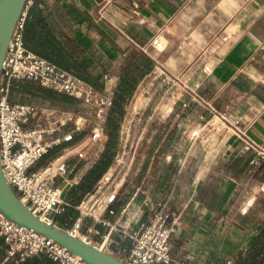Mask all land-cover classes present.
I'll return each instance as SVG.
<instances>
[{"label": "crops", "instance_id": "obj_1", "mask_svg": "<svg viewBox=\"0 0 264 264\" xmlns=\"http://www.w3.org/2000/svg\"><path fill=\"white\" fill-rule=\"evenodd\" d=\"M27 32L26 49L30 52L43 58L38 54L43 47L58 44L79 67L80 75L94 83L96 92L112 78L114 100L123 99L117 124L127 126L125 140L132 147L126 171L116 178L117 194L111 205L115 215L107 217L119 222L120 232L133 229L137 209V221L144 222L161 202L178 218L169 241L173 260L264 264V220L260 214L258 220L228 224L220 216L222 208L215 205L222 196L246 189L258 193L264 187V0H35ZM126 68H134V73ZM17 84L35 83L13 82L11 88ZM35 85L33 96L24 94L10 102L37 107L43 127L63 121L62 134L75 124L82 129L72 141L40 158L31 172L64 148L79 149L87 134L82 132L90 128L83 115L71 112L83 104ZM207 106L241 123L263 158L256 159L255 150L244 152L234 134L207 130L199 119L208 118ZM114 110L113 106L108 120H113ZM121 140H117L116 151ZM92 147L83 150L81 159L69 158L67 184L59 178L53 182L68 204L81 172L90 168V161L85 164L84 160L96 157ZM76 166L80 172L73 176ZM137 186L136 205L120 216ZM76 218L77 213L72 222ZM72 222L64 229L65 223L54 224L67 231ZM222 227L229 230L225 242H232V247L220 254L218 261L209 243L218 238L221 244L224 235L210 233ZM111 238L107 253L119 258L118 250L128 248V241L120 234ZM99 242L97 236L88 240L93 246Z\"/></svg>", "mask_w": 264, "mask_h": 264}, {"label": "built area", "instance_id": "obj_2", "mask_svg": "<svg viewBox=\"0 0 264 264\" xmlns=\"http://www.w3.org/2000/svg\"><path fill=\"white\" fill-rule=\"evenodd\" d=\"M33 0H25L12 32L4 57L0 65V171L6 185L17 200L35 217L54 225V216L61 215L69 207L61 197V190L53 185L55 179L64 180L70 157L83 158V150L96 146V153L102 150L106 138V120L112 107L114 90L112 78L107 86L96 92L91 86L28 51L23 43L22 33L26 13ZM157 48L160 47L156 43ZM32 82L57 94H64L83 105H93L90 128L81 140L79 149L64 148L39 170L29 172L40 158L48 154L61 143L72 141L73 135L81 131L82 126L75 124L71 131L61 133L63 121H57L53 127L40 125L41 111L30 104L8 101L13 82ZM185 107V105H182ZM208 118L200 117L203 126L213 132L224 130L237 136L244 152L255 150L257 158H263L262 152L245 135L244 126L230 120L224 112L207 106ZM132 143L125 139L116 151L110 166L94 184L92 191L86 194L73 209L77 218L66 231L70 235L88 243L91 236L100 238L97 246L107 253L113 244L111 236L120 234L128 241V248H120L117 258L124 264H193L177 262L169 253V241L174 233L178 218L168 207L157 202L148 218L138 222V211L132 217L133 229L119 231V222H110L107 217L115 215L111 205L116 199L118 185H113L121 170L128 165ZM251 160L249 164H254ZM264 192V187L259 188ZM140 187H135L119 214H127L136 205ZM145 202V201H144ZM264 220V204L260 211ZM89 220V224L84 221ZM97 226L105 228L101 233ZM0 239L4 256L0 264L12 260L15 264L23 260L43 255L54 264H87L65 248L30 229L18 226L0 213ZM89 244V243H88ZM93 246V245H92Z\"/></svg>", "mask_w": 264, "mask_h": 264}, {"label": "water", "instance_id": "obj_3", "mask_svg": "<svg viewBox=\"0 0 264 264\" xmlns=\"http://www.w3.org/2000/svg\"><path fill=\"white\" fill-rule=\"evenodd\" d=\"M25 0H0V65L14 23ZM0 213L18 226L50 239L87 264H124L112 255L35 217L15 197L0 171Z\"/></svg>", "mask_w": 264, "mask_h": 264}, {"label": "rangeland", "instance_id": "obj_4", "mask_svg": "<svg viewBox=\"0 0 264 264\" xmlns=\"http://www.w3.org/2000/svg\"><path fill=\"white\" fill-rule=\"evenodd\" d=\"M155 69L157 70V65L155 64ZM32 86H36L35 84H33ZM19 97L21 98L22 96L19 94H15V92H13L12 88L10 89V93L8 96V101H14L17 100V98L19 99ZM35 102H38V100H34ZM40 103V102H39ZM74 107V106H73ZM71 106V108H73ZM73 114L74 113H80V115H83V118L85 119V126H87L88 128L90 127L91 124V120H92V114H93V106L92 105H87V106H83L80 105L76 108H74V110L71 111ZM72 114V118L71 121L74 120V115ZM115 119V121H118L117 117H113ZM120 122V121H119ZM126 125L124 123H122L120 126H118V134H117V140L119 137H121V139H125L126 138ZM106 142V139L103 141L102 143V150L100 152L96 153V157H94L92 160L90 159H86L84 160V163H88L90 161V168L86 169L85 171L81 172L80 175V180L77 184V186H75V191H72L73 194L68 197L71 199V201H69V207L67 208V210H65L61 215L54 217L56 221H59L61 223H65V226H61L62 229L67 228V225L72 222V220L76 217L75 215V210L73 209V207L76 205V202L85 195V193H89L92 191V186L89 187L88 184L86 183V177L88 175L89 170L92 168V166L94 164L97 163V161L100 159L101 156H103L104 154L101 153L103 151V147L104 144ZM92 148L96 149V146H93ZM116 151V149H115ZM115 155L114 153H111V157H110V164L112 162V159ZM110 166V165H109ZM108 169V168H107ZM106 169V171H107ZM124 171H126V167H124L121 172L120 175L122 173H124ZM29 172H31V170H29ZM80 172V168L76 166V168L71 172V174L73 176H76L78 173ZM102 175V174H101ZM117 179L113 180V185L116 183ZM185 181L184 179H181L180 182ZM84 185V186H88V188L84 189V191H79L78 187H80V185ZM80 193V194H78ZM120 195H124V192L120 191ZM68 198L66 200H68ZM264 204V192L260 193H253L252 191H250L249 189H246L244 192L243 191H236L235 193H231L228 196H222V199L219 200L215 205L219 206L221 209V217L223 218L224 221H226L228 224H237V223H244V222H249L252 220H258L259 214H260V210L262 208ZM74 216V218H73ZM54 220V219H53ZM59 222H57V224H60ZM61 229V228H60ZM229 230H226L225 227L222 228H217V230H215L214 232H211L210 234H212V236L214 235H224V238L220 244L219 240H217L218 238H215L214 242H210L209 243V247H211V252L212 253H216L215 257L219 256L217 259L218 261L220 259H222L221 255L222 254H226L227 250H229L232 247V242H225L226 237L228 236ZM209 234V235H210ZM229 239V237H228ZM230 241V239H229ZM222 246V248H221ZM221 254V255H220ZM234 262V261H233Z\"/></svg>", "mask_w": 264, "mask_h": 264}, {"label": "trees", "instance_id": "obj_5", "mask_svg": "<svg viewBox=\"0 0 264 264\" xmlns=\"http://www.w3.org/2000/svg\"><path fill=\"white\" fill-rule=\"evenodd\" d=\"M34 1L32 2V4L29 6L27 13H26V18L23 24V33H22V38H23V43L24 46L26 48V40H27V36H28V32H27V21H28V17L30 14V10L32 5L34 4ZM28 50V48H27ZM29 51V50H28ZM39 55L43 56L44 60H46L47 62L53 64L55 67L68 72L69 74L73 75L74 77L78 78L80 81H82L83 83L91 86L94 89V83L88 81L86 78L82 77V75H80L79 73V67L72 62L66 52L63 50V48H61L58 44H55L54 46H45L43 47V50L41 52H38ZM128 69V68H126ZM129 73H134V68H129ZM33 87L29 84H25V85H15L13 86L12 90L13 92H15V94L17 95H29V96H33L34 94L31 92ZM23 89V90H22ZM121 92L125 91V85L123 86V88L120 89ZM37 93H39V91H37ZM115 92L113 94V99H112V107L114 106V113L115 116L114 117H119L122 113L121 111V103L123 102V99L120 97L115 98ZM115 103V105H114ZM111 110V109H110ZM106 142L104 144L103 147V151L101 153H105L103 156L100 157V159L97 161L96 164H94L92 166V168L89 170L88 175L86 177L87 180V184L89 187L94 186V184L96 183V181L99 179V177L101 176V174H103L106 169L109 167L110 165V157H111V153L115 152L116 149V145H117V132H118V124L117 121H115V119L113 118V120H106ZM87 133L86 131L82 132V135ZM88 186H84V185H80L79 189L81 191H84V189L88 188ZM67 210V208L65 209ZM76 215V212H74ZM59 216V215H58ZM56 217V216H54ZM53 217L54 221L55 218ZM74 218V216H73ZM59 222V221H56ZM62 222V221H61ZM59 222V223H61ZM4 256V252H3V245L0 239V262L2 261ZM3 264H15L12 260H6L3 262ZM17 264H54L52 261H50L48 258H46L43 255H36L30 258H27L25 260H23L22 262H19Z\"/></svg>", "mask_w": 264, "mask_h": 264}]
</instances>
